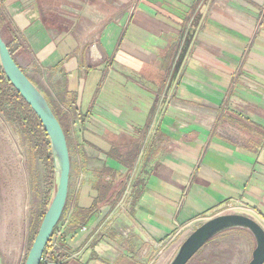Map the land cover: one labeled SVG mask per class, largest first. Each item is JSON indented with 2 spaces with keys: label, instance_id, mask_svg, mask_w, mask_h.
Wrapping results in <instances>:
<instances>
[{
  "label": "crops",
  "instance_id": "0c3cea01",
  "mask_svg": "<svg viewBox=\"0 0 264 264\" xmlns=\"http://www.w3.org/2000/svg\"><path fill=\"white\" fill-rule=\"evenodd\" d=\"M0 35L71 135L66 264H170L213 211L264 218V0H0ZM20 128L0 114V143L29 149L31 238L51 187Z\"/></svg>",
  "mask_w": 264,
  "mask_h": 264
},
{
  "label": "water",
  "instance_id": "95a60500",
  "mask_svg": "<svg viewBox=\"0 0 264 264\" xmlns=\"http://www.w3.org/2000/svg\"><path fill=\"white\" fill-rule=\"evenodd\" d=\"M0 62L7 80L37 115L51 142L56 192L25 263L41 264L68 203L72 171L71 153L65 131L49 102L19 67L1 35ZM235 229L250 232L256 241V248L249 264H264V229L253 218L239 214L220 215L204 223L181 245L170 264H189L214 238Z\"/></svg>",
  "mask_w": 264,
  "mask_h": 264
},
{
  "label": "rangeland",
  "instance_id": "374dc122",
  "mask_svg": "<svg viewBox=\"0 0 264 264\" xmlns=\"http://www.w3.org/2000/svg\"><path fill=\"white\" fill-rule=\"evenodd\" d=\"M195 28L196 25L194 23L190 26V32H194ZM0 114H2L3 117L10 118L9 116L7 117L6 115H4L1 111ZM21 127L23 128V129L20 128L21 130L26 131L22 125ZM10 132L8 133L11 134ZM28 135L30 137V138L28 137L30 140L29 141L30 147L34 148L32 153H34L38 157V158L36 157L35 160L38 161L39 164L43 165L44 160L41 157H39L37 154L38 149L36 146L35 137L33 136V134L31 135L30 132H28ZM8 138L9 139L3 138L2 140L4 142H1L0 145L5 150L8 151L13 150L14 153L11 152L12 155H10V151L1 152L2 155L1 166H3V168H0V170L4 171L1 174L5 179H7L8 187L6 188V190L7 189L9 190L6 195L8 199H4V200L0 199V209H3V207H6L9 204H12V206L15 208L14 211L15 214L8 216L9 218L8 220H10V222L6 221V224L3 227H0V231L6 232L7 230L10 231L13 230L14 233L13 240L12 241L9 240L10 241L9 244L13 242L16 245V248L18 249L16 251L17 255L13 258L14 263L25 264L29 252L37 236V234H35L32 235L31 238L29 237L30 235L29 229L32 223V215L30 212V207L32 206L31 204L34 203L35 200H32L34 193L32 191L27 190V188L24 189V187H27L25 186L27 178L25 176L26 170L22 167L21 164V160L24 157H26L29 149L28 150L25 149V147L22 145V142L20 140H17L16 137L13 136L12 134L11 136L9 135ZM12 140H15L17 144L15 145L14 143H12L11 142ZM145 150L146 147H144V151ZM35 169H36L35 164L34 166L32 165L31 169L29 168L30 170L29 175L32 178L33 175L35 174L33 172ZM46 178H47V171H46ZM46 184H47V180H46ZM53 184H54L53 187H51V196L49 195L50 196L49 205L52 202L54 198V194L56 192V182H54ZM29 197H31L30 201L27 200L26 202V200L24 199L25 198L29 199ZM227 208L228 206L227 207L225 206L221 209L213 211L210 215L211 216L231 215V214L245 215L244 212L240 210L235 212H228ZM247 215L248 217L250 216L251 218H257L253 213H247ZM22 221L24 223H22ZM22 241L24 243V246L21 245ZM255 248H256V241L254 240L250 232L242 229L230 230L220 234L219 236L214 238L211 242H209L192 259V261L189 264H249L250 261L252 260V255Z\"/></svg>",
  "mask_w": 264,
  "mask_h": 264
},
{
  "label": "trees",
  "instance_id": "16d2710c",
  "mask_svg": "<svg viewBox=\"0 0 264 264\" xmlns=\"http://www.w3.org/2000/svg\"><path fill=\"white\" fill-rule=\"evenodd\" d=\"M9 49L12 53V56L14 57V51L10 47ZM52 110L56 115V117L58 118V120L60 121L65 131L71 153L72 152L71 135L65 128L63 120L59 118V116L57 115V113L53 108ZM0 111L7 117L9 116L10 119H13L16 122L20 123L27 132L31 133V135L33 134V136L36 139V146L38 149L37 154L39 157H41L44 160V164L46 167L47 184L49 187H52L53 183L55 182V172H54V162H53L50 139L47 133L45 132V129L42 123L40 122L39 118L37 117V115L27 104V102L22 98V96L17 92V90L13 87L11 82L7 80L1 65H0ZM47 202H49V193L47 194ZM46 212H47V207L45 213ZM90 212L92 211L91 210L84 211L83 218H87ZM77 219L79 220V218ZM75 225L78 226V224ZM38 232L39 230L37 231V234ZM63 245L64 243L62 238V246ZM67 260H68V256L63 251L59 252L58 255L54 257L55 264H66Z\"/></svg>",
  "mask_w": 264,
  "mask_h": 264
},
{
  "label": "built area",
  "instance_id": "2783aa9c",
  "mask_svg": "<svg viewBox=\"0 0 264 264\" xmlns=\"http://www.w3.org/2000/svg\"><path fill=\"white\" fill-rule=\"evenodd\" d=\"M132 196V188L129 186L127 187L126 191L124 192V197L120 203V206L123 207L125 206V204L128 203V201H130ZM242 211L244 212V208L236 206V205H229L227 208L228 212H235V211ZM258 219L255 220L257 221L261 227L264 229V218L257 216ZM64 228H65V224L64 226L62 225V222H60V224L58 225V227L56 228V230L53 233V236L47 246V249L44 253L43 259H42V263L41 264H55L54 262V257L58 255L59 252H61L63 250V246H62V237L64 234ZM83 231H86V228H82Z\"/></svg>",
  "mask_w": 264,
  "mask_h": 264
}]
</instances>
